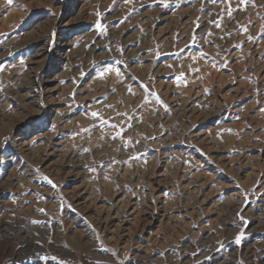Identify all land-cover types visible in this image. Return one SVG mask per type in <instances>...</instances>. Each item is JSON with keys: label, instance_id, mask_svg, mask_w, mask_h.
<instances>
[{"label": "rangeland", "instance_id": "rangeland-1", "mask_svg": "<svg viewBox=\"0 0 264 264\" xmlns=\"http://www.w3.org/2000/svg\"><path fill=\"white\" fill-rule=\"evenodd\" d=\"M0 264H264V0H0Z\"/></svg>", "mask_w": 264, "mask_h": 264}, {"label": "snow or ice", "instance_id": "snow-or-ice-1", "mask_svg": "<svg viewBox=\"0 0 264 264\" xmlns=\"http://www.w3.org/2000/svg\"><path fill=\"white\" fill-rule=\"evenodd\" d=\"M7 3L9 4V5H11L12 4V0H7ZM97 114L96 113H93V116H96ZM237 243H239V240H237Z\"/></svg>", "mask_w": 264, "mask_h": 264}]
</instances>
